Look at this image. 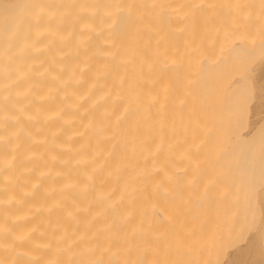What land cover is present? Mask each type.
<instances>
[{"label":"bare ground","instance_id":"bare-ground-1","mask_svg":"<svg viewBox=\"0 0 264 264\" xmlns=\"http://www.w3.org/2000/svg\"><path fill=\"white\" fill-rule=\"evenodd\" d=\"M0 264H264V0H0Z\"/></svg>","mask_w":264,"mask_h":264}]
</instances>
